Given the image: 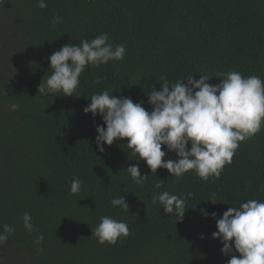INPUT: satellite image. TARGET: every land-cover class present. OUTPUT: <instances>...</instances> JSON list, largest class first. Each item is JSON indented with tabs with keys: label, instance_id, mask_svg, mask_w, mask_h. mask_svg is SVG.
<instances>
[{
	"label": "trees",
	"instance_id": "trees-1",
	"mask_svg": "<svg viewBox=\"0 0 264 264\" xmlns=\"http://www.w3.org/2000/svg\"><path fill=\"white\" fill-rule=\"evenodd\" d=\"M46 3L40 9L37 0H0V225L15 228L0 246V264H228L231 256L211 238L216 220L200 209L219 219L231 206L264 202V126L240 143L218 179L205 182L193 171L182 178L166 169L152 174L126 148L127 140L97 151L95 128L103 126L102 118L83 109L91 95L108 90L151 112L147 93L160 90L162 76L170 83L207 76L216 85L222 73L238 71L264 80V0ZM53 16L62 22L53 26ZM101 33L124 45L122 60L87 66L71 97L37 94L51 74L54 51ZM12 103L17 110L10 109ZM164 159L177 157L167 153ZM132 165L148 175L142 183L125 171ZM74 177L82 182L79 194L70 193ZM159 180L163 184L156 188ZM163 191L188 197L179 222L151 202ZM122 195L129 212L111 205ZM25 212L34 233L23 227ZM102 216L125 222L129 236L115 245L98 243L91 229ZM40 234L44 240L37 245Z\"/></svg>",
	"mask_w": 264,
	"mask_h": 264
},
{
	"label": "clouds",
	"instance_id": "clouds-1",
	"mask_svg": "<svg viewBox=\"0 0 264 264\" xmlns=\"http://www.w3.org/2000/svg\"><path fill=\"white\" fill-rule=\"evenodd\" d=\"M36 6L46 8V0H37ZM61 22L59 16L51 19L53 26ZM124 55V45L111 43L107 33L91 41L81 40L79 45L66 44L49 57L51 74L38 85L37 94L62 93L71 97L87 66L106 65L109 61L122 60ZM222 76L216 85L207 83L210 79L207 76L199 79L182 76L175 83L162 76L160 90L151 89L147 93L151 112L141 102L113 96L108 90L91 95L83 112L102 118L103 126L95 128L97 151L103 153L104 146L127 140L126 148L138 156L152 174L156 175L157 169H166L171 176L182 178L193 171L205 182L210 177L218 179L224 166L231 164L240 143L264 126V80L254 75L244 77L238 71L224 72ZM99 82L93 81L94 84ZM18 107L15 103L10 105L11 110ZM167 153H175L177 159L165 160ZM125 171L136 183L148 177L141 175L138 165L129 166ZM162 184L159 180L155 187L160 188ZM81 190L82 182L74 177L70 193L79 194ZM187 198L163 191L151 197V202L162 205L164 214H171L179 222L185 215ZM215 199L213 192L209 200ZM111 205L129 212L124 195L113 198ZM200 212L216 220V231L211 238L222 243L223 255L231 256L228 264H264V202L250 199L239 207L231 206L219 219L215 212L208 213L203 208ZM20 220L28 233L37 231L30 213L25 212ZM0 229V246H3L15 228L5 223ZM91 231V237L98 243L108 245H115L118 239L130 234L125 222L110 216H102ZM43 240L40 234L34 243L39 245ZM234 252L239 255H233Z\"/></svg>",
	"mask_w": 264,
	"mask_h": 264
}]
</instances>
